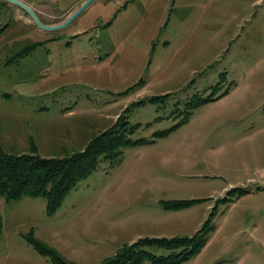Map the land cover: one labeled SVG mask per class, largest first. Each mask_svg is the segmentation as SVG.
<instances>
[{
  "label": "rangeland",
  "instance_id": "1",
  "mask_svg": "<svg viewBox=\"0 0 264 264\" xmlns=\"http://www.w3.org/2000/svg\"><path fill=\"white\" fill-rule=\"evenodd\" d=\"M86 1L58 4L74 14ZM72 12L39 17L57 25ZM5 25L0 44L18 32L27 45L64 36L0 64L6 153L83 152L132 104L169 96L130 108L141 142L119 162L100 158L53 216L43 197L0 196V264H55L28 237L69 264H103L139 239L192 237L234 188L247 192L218 205L203 247L181 264H264V0H94L63 30Z\"/></svg>",
  "mask_w": 264,
  "mask_h": 264
},
{
  "label": "trees",
  "instance_id": "2",
  "mask_svg": "<svg viewBox=\"0 0 264 264\" xmlns=\"http://www.w3.org/2000/svg\"><path fill=\"white\" fill-rule=\"evenodd\" d=\"M111 24L108 23V27ZM168 96L152 97L136 102L131 107L144 102H161ZM210 99L208 97L202 99L201 102ZM131 107L124 111L114 126L94 138L83 152L64 158H43L37 152L22 155L9 154L4 152L0 146V196L8 201L23 196L43 197L47 202V215L51 217L56 214L65 197L77 184L97 170L100 158L109 160L111 163L119 162L124 149L141 142L132 138L136 127L130 125L126 115ZM246 192L243 188H234L228 192L226 197L218 199L202 227L192 237L139 239L134 244L123 248L116 256L105 260L103 264H140L144 259L153 264L186 262L203 247L206 236L211 230L210 225L218 205L231 202L234 196H240ZM195 202L197 201H177L171 206L186 207ZM1 231L0 218V233ZM27 241L55 264H69L57 252L47 249L39 241L31 237H28ZM154 247L164 249L169 254L157 257L145 251V249Z\"/></svg>",
  "mask_w": 264,
  "mask_h": 264
},
{
  "label": "flooded vegetation",
  "instance_id": "3",
  "mask_svg": "<svg viewBox=\"0 0 264 264\" xmlns=\"http://www.w3.org/2000/svg\"><path fill=\"white\" fill-rule=\"evenodd\" d=\"M17 1L25 4L24 2H22V0H17ZM26 1H30L29 4L26 3L25 5H27L36 14V16L39 18L40 21H41V19L39 17L40 15L45 20H49L46 18H48V17L59 18L60 15H68L69 13L74 11L72 6L71 7H62L60 4H58L60 0H56L57 3L50 2V1H54V0H50V1L49 0L48 1H45V0H26ZM13 5H15V4L11 3L8 0H0V20L2 18H10L16 22H20L21 24H23L24 26H27V27H28L27 23L30 25H32V24L37 25V23L33 20L31 15L24 8L16 5L17 7L23 9V11H20L19 8H14ZM43 8H45V10ZM71 15H73V12ZM65 21H67V19ZM65 21L60 23V24H57V25H54L52 23L51 24H45V25L46 26H59V25L65 23ZM10 28H11L10 25L0 26V37L3 36L5 33H7ZM33 28L36 32L43 33L39 29H37V27L35 28V26H33ZM61 37L63 38L64 36H61ZM61 37L60 36L51 37L49 39L39 40V41H36L34 43H31L30 45L29 44L27 45V44H24L25 43L24 40L27 39V37L20 36V32H18L17 36L15 37V39L12 42L0 44V64L9 65L12 63H16V62L21 63L22 60L26 59L38 46L42 45L43 43H45L47 41H51V40H55V39H61ZM74 37H76V36H74Z\"/></svg>",
  "mask_w": 264,
  "mask_h": 264
},
{
  "label": "water",
  "instance_id": "4",
  "mask_svg": "<svg viewBox=\"0 0 264 264\" xmlns=\"http://www.w3.org/2000/svg\"><path fill=\"white\" fill-rule=\"evenodd\" d=\"M11 3L18 5L22 8H24L33 18V20L37 23V25L46 30V31H58V30H63L65 29L67 26H69L71 23H73L78 17L79 15L94 1V0H88L86 1V3H84L73 15H71L67 21H65V23L59 25V26H46L44 25L39 18L36 16V14L25 4L17 1V0H8Z\"/></svg>",
  "mask_w": 264,
  "mask_h": 264
},
{
  "label": "crops",
  "instance_id": "5",
  "mask_svg": "<svg viewBox=\"0 0 264 264\" xmlns=\"http://www.w3.org/2000/svg\"><path fill=\"white\" fill-rule=\"evenodd\" d=\"M74 11H75V9H74Z\"/></svg>",
  "mask_w": 264,
  "mask_h": 264
}]
</instances>
